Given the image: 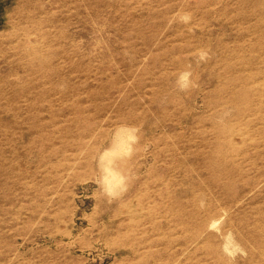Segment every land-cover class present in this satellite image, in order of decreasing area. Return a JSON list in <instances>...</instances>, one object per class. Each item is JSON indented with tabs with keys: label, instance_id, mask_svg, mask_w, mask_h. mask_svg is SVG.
<instances>
[{
	"label": "rangeland",
	"instance_id": "rangeland-1",
	"mask_svg": "<svg viewBox=\"0 0 264 264\" xmlns=\"http://www.w3.org/2000/svg\"><path fill=\"white\" fill-rule=\"evenodd\" d=\"M0 264H264V0H0Z\"/></svg>",
	"mask_w": 264,
	"mask_h": 264
}]
</instances>
